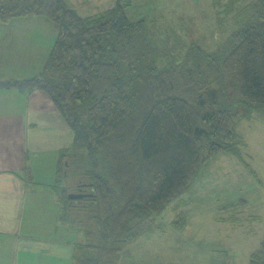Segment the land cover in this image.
Segmentation results:
<instances>
[{
    "label": "trees",
    "instance_id": "obj_1",
    "mask_svg": "<svg viewBox=\"0 0 264 264\" xmlns=\"http://www.w3.org/2000/svg\"><path fill=\"white\" fill-rule=\"evenodd\" d=\"M125 6L80 17L63 0H0V20L44 16L55 27L41 74L0 87L43 92L73 132L52 188L75 186L61 194L98 251L76 264H113L120 244L137 237L133 225L183 194L210 157L240 158L239 121L264 119V0L233 9L235 27L213 52L161 39ZM249 264H264V232Z\"/></svg>",
    "mask_w": 264,
    "mask_h": 264
},
{
    "label": "rangeland",
    "instance_id": "obj_2",
    "mask_svg": "<svg viewBox=\"0 0 264 264\" xmlns=\"http://www.w3.org/2000/svg\"><path fill=\"white\" fill-rule=\"evenodd\" d=\"M226 1L221 0L220 6L215 0H63L80 17L104 11L117 3L126 5L131 19L144 20L151 32L161 39L168 36L187 45L192 42L209 52L221 46L234 29L233 9L247 2L234 0V5L223 12ZM20 60L24 63L21 74L29 76L28 61ZM31 64H36V59ZM0 73L5 76L7 69L1 68ZM231 89L227 90V96L234 93ZM245 111L242 108V112ZM261 120L264 121L252 113L239 121L235 133L240 139L236 144L240 158L225 152L210 157L183 194L169 202L159 214L133 225L137 237L120 244V250L113 254V264H249L250 255L261 241L256 244L261 213L259 192H264V124L259 126ZM44 164L32 165V172L38 179L36 182L44 183L39 187L49 190L46 194L49 198H38L42 202L39 217L27 229V234L55 245H66L69 240L71 264H76L85 254L96 257L98 251L90 246L95 242L84 237L83 226L78 223L82 219H77L74 211L71 213L65 193L61 194V187H66L69 193L75 191V186L60 181L55 192L52 187L59 178L46 179L49 167ZM226 194L230 201L223 198ZM51 195L58 209L56 227L47 216L52 208ZM63 211L65 219L60 218ZM239 232L243 234L238 235Z\"/></svg>",
    "mask_w": 264,
    "mask_h": 264
},
{
    "label": "crops",
    "instance_id": "obj_3",
    "mask_svg": "<svg viewBox=\"0 0 264 264\" xmlns=\"http://www.w3.org/2000/svg\"><path fill=\"white\" fill-rule=\"evenodd\" d=\"M0 39V48H3L0 69H7L5 76L0 73V82L22 81L41 74L56 39V31L53 23L44 16H23L0 20ZM21 58L28 61L29 76L21 74L24 67ZM35 59L36 64L32 65ZM260 124L263 125L264 121L261 120ZM72 140V130L46 94L23 87H0V264H71L69 240L66 245L50 244L43 238L27 234V229L39 217L42 202L38 198H49L46 196L49 190L39 187L44 183L36 182L38 179L33 175L32 165L40 167L44 162L49 167L46 179L54 180L59 152L70 147ZM54 198L51 195L52 208L47 216L56 227L59 222ZM223 198L230 201L229 194ZM219 199L222 197L215 198ZM259 201L261 213L256 244L264 232L262 191L259 192Z\"/></svg>",
    "mask_w": 264,
    "mask_h": 264
},
{
    "label": "water",
    "instance_id": "obj_4",
    "mask_svg": "<svg viewBox=\"0 0 264 264\" xmlns=\"http://www.w3.org/2000/svg\"><path fill=\"white\" fill-rule=\"evenodd\" d=\"M77 197H81V195H77L76 198H77Z\"/></svg>",
    "mask_w": 264,
    "mask_h": 264
}]
</instances>
